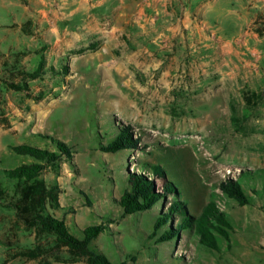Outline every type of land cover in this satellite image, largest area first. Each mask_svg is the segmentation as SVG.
I'll return each instance as SVG.
<instances>
[{"label": "rangeland", "instance_id": "374dc122", "mask_svg": "<svg viewBox=\"0 0 264 264\" xmlns=\"http://www.w3.org/2000/svg\"><path fill=\"white\" fill-rule=\"evenodd\" d=\"M66 14L65 0H0V169L28 162L10 146L45 145L37 134L70 144L74 165L63 164L60 177L47 179L63 189L65 220L75 234L81 237L78 229L93 224L109 226L94 244L113 264H264V14L250 27L255 36L249 42L259 54L228 59H256L259 74L249 78H243L247 66L239 76L223 78L208 67V50L138 52L146 43L138 37L102 45L104 40L78 29L79 22ZM28 18L32 36L20 28ZM18 51H29L18 67L27 72L37 68L41 55L45 59L46 75L29 83V93L8 90L4 82L10 73L2 63L13 62L9 55ZM247 90L262 95L255 108L243 100ZM41 93L45 97L34 100ZM128 126L139 141L136 149L101 151ZM154 165L179 189V198L171 194L150 211L124 216L116 201L128 187V171L145 173L163 190L164 180L150 169ZM230 178L253 196L251 205L240 206L220 190ZM174 200L185 202L191 215L215 201L233 226L230 242L219 237V250H210L192 229L160 242L178 224L176 217L153 235ZM51 248L50 239L38 240L0 203V264H66L51 259Z\"/></svg>", "mask_w": 264, "mask_h": 264}, {"label": "trees", "instance_id": "16d2710c", "mask_svg": "<svg viewBox=\"0 0 264 264\" xmlns=\"http://www.w3.org/2000/svg\"><path fill=\"white\" fill-rule=\"evenodd\" d=\"M31 26L32 19L28 18L20 25V28L25 35L32 36L34 33ZM94 47L95 45H92L89 48L94 49ZM26 52L29 51L11 53L9 57L13 62L4 60L2 63V67L10 73V79L4 80L8 90L29 93V83L46 75L43 73L45 59L42 55L33 72L18 68ZM82 52L83 50H79L77 53ZM69 72V69H64L63 78L68 76ZM44 97L45 94L41 93L33 98L40 101ZM261 99L262 95L257 91L247 90L243 93V100L249 108H255ZM233 121H237L236 118H233ZM36 136L44 140L45 145L24 142L10 146L13 155L25 157L29 161L22 162L14 168L0 169V203L14 212L15 220L26 230L34 231L38 240L50 239L52 241L51 249L54 254L51 259L53 261L66 264L79 262L113 264L94 244L109 226L103 223L93 224L84 229H78L81 237L75 234L65 220L69 211L61 204L63 189L56 180L47 179L49 175L55 179L60 177L63 164L74 165L75 149L58 137L41 133ZM138 142L128 126L121 129L106 146H102L101 151L115 154L136 149ZM146 167L143 165L141 169L145 172ZM150 169L155 176L164 180L163 190L157 191L155 180L145 173L128 171V187L116 201L124 216L150 211L160 202L164 204L171 194L179 198V189L171 181L166 180V173L162 167L154 165ZM219 188L229 199L235 200L240 206L252 203L253 196L246 193L239 179L230 178L220 183ZM59 213L62 214L61 217ZM176 217H179L177 226L170 225L162 235L160 242L170 241L186 229H192L201 245L210 250H219V237L230 242V232L233 226L228 214L222 211L215 201H209L198 215H191L186 209L185 202L174 200L167 212L157 219L153 235L156 236ZM37 250L40 251L39 248ZM33 254L38 256L37 251H33ZM132 260L136 261V257L133 256ZM46 264H52V261H47Z\"/></svg>", "mask_w": 264, "mask_h": 264}, {"label": "crops", "instance_id": "0c3cea01", "mask_svg": "<svg viewBox=\"0 0 264 264\" xmlns=\"http://www.w3.org/2000/svg\"><path fill=\"white\" fill-rule=\"evenodd\" d=\"M65 4L67 19H76L80 30H92L104 40L102 45L117 46L122 37H138L146 42L138 52L208 50V67L219 70L223 78L239 76L244 66L249 70L243 78L259 74L256 59L246 64L228 59L259 54L249 39L255 36L251 28L262 21L264 0H65Z\"/></svg>", "mask_w": 264, "mask_h": 264}]
</instances>
